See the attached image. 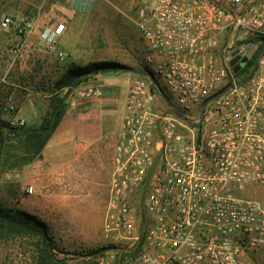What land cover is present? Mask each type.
<instances>
[{
	"label": "built area",
	"instance_id": "2783aa9c",
	"mask_svg": "<svg viewBox=\"0 0 264 264\" xmlns=\"http://www.w3.org/2000/svg\"><path fill=\"white\" fill-rule=\"evenodd\" d=\"M88 2L76 0L74 7ZM136 25L144 61L161 82H129L113 144L103 236L121 240L123 251L139 243L142 231L143 247L131 264H248L247 253L264 247V199L238 192L264 188V51L243 78L229 61L236 55L248 60L261 44L264 0H143ZM27 27L10 14L0 18L1 29L15 30L13 51ZM62 30V24L42 29L48 50ZM56 55L63 60L66 53ZM157 92L183 115L173 104L159 109ZM103 93L100 82H89L68 104ZM4 111L10 125H25L12 104ZM26 192L36 188L29 184ZM52 251L72 263L112 264L114 258L111 250Z\"/></svg>",
	"mask_w": 264,
	"mask_h": 264
},
{
	"label": "rangeland",
	"instance_id": "374dc122",
	"mask_svg": "<svg viewBox=\"0 0 264 264\" xmlns=\"http://www.w3.org/2000/svg\"><path fill=\"white\" fill-rule=\"evenodd\" d=\"M88 1L82 8L67 3L63 12L55 0H0V18L10 14L17 24L26 26L29 23L32 26L31 32H25L22 36V46L17 51L12 50L13 42L17 39L14 28H0V113L4 118L9 117L4 111V105L12 104L14 112L25 111L31 115V119L40 114L41 120L53 82L71 61L79 64L100 60L115 61L132 70H108L100 73L116 76L121 74V80L125 82H130L135 77L161 82L158 75L145 70L148 66L144 61L145 46L136 25L137 10L143 0ZM58 17L69 21V26L74 29L72 42H76V46L71 47L73 55L68 56L63 49L66 53L63 60L55 57L54 53H49L38 39L42 29ZM241 62L244 65L246 60L241 59ZM156 102L162 111H167L173 104H168L158 92ZM173 108L178 115H183L176 104H173ZM28 165L5 170L0 174V202L8 207L37 214V192H26L28 185L33 183ZM238 195L264 199V188L248 187L238 192ZM102 221L103 218L79 224L63 218L50 224L49 228L56 248L61 251L81 253L110 244L113 246L97 254L111 250L114 252L112 264H131L140 252L137 250L132 254L137 245L125 247L122 251L121 240L117 243L108 242L102 233ZM32 250L30 240L25 237L0 242V264H6L10 259L11 262L13 260L12 264H29ZM246 260L248 264H264V247L248 252ZM87 261L96 264L95 259L83 262Z\"/></svg>",
	"mask_w": 264,
	"mask_h": 264
},
{
	"label": "crops",
	"instance_id": "0c3cea01",
	"mask_svg": "<svg viewBox=\"0 0 264 264\" xmlns=\"http://www.w3.org/2000/svg\"><path fill=\"white\" fill-rule=\"evenodd\" d=\"M55 3L64 12L65 4L75 5L76 0H55ZM51 24H62L63 30L52 50L44 46L45 49L55 57L57 51L63 49L68 56L73 55L71 47H75L76 42H72L74 29L69 26V21L58 17L46 26ZM31 29L32 26L26 32H31ZM121 76L91 74L70 89L66 109L41 150V156L27 166L38 196V213L35 214L48 226L63 218L79 224L103 218L113 144L122 121L129 86ZM89 82H100L103 95L78 98L75 106H69L68 98L74 97ZM14 113L28 125L40 122V114L31 119L25 111Z\"/></svg>",
	"mask_w": 264,
	"mask_h": 264
},
{
	"label": "trees",
	"instance_id": "16d2710c",
	"mask_svg": "<svg viewBox=\"0 0 264 264\" xmlns=\"http://www.w3.org/2000/svg\"><path fill=\"white\" fill-rule=\"evenodd\" d=\"M261 39V44L256 52L236 73L238 77H245L254 63L264 44V37ZM121 69L132 70L129 66L110 60L92 61L86 64L71 61L61 76L53 82L52 88L49 90L50 96L47 108L37 125L13 126L0 113V174L5 170L19 169L41 156V150L66 109V99L70 89L88 75ZM145 70L152 73L148 66L145 67ZM155 81L157 82L158 80L155 79ZM165 101L168 102L167 99ZM174 112L176 113V111ZM141 227H144V224ZM143 234L141 231V237L136 250L132 253L133 255L143 247ZM16 237H25L31 242L33 250L29 264H94L91 261L72 263L68 262L67 259L57 258L52 251L53 248H56L54 236L43 220L36 214L19 208L8 207L0 202V242ZM112 246L109 244L89 249L87 253L95 255Z\"/></svg>",
	"mask_w": 264,
	"mask_h": 264
},
{
	"label": "water",
	"instance_id": "95a60500",
	"mask_svg": "<svg viewBox=\"0 0 264 264\" xmlns=\"http://www.w3.org/2000/svg\"><path fill=\"white\" fill-rule=\"evenodd\" d=\"M264 51V44L260 50V52ZM241 59H245L247 61V58L246 57H242L240 58L239 55H236L234 57H232L229 61V65L232 67V70L234 73H237L240 68L243 66L242 65V62H241ZM246 63V62H245ZM229 88V85H226L224 86L223 88H221L218 92H216L213 96H216L217 94L219 93H222L224 91H226L227 89ZM70 91V90H69ZM202 119V114L200 115V120Z\"/></svg>",
	"mask_w": 264,
	"mask_h": 264
}]
</instances>
